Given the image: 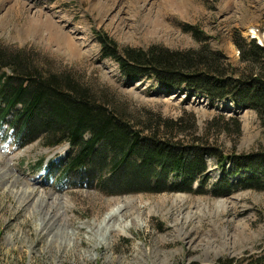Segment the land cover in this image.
Returning a JSON list of instances; mask_svg holds the SVG:
<instances>
[{"label":"rangeland","instance_id":"1","mask_svg":"<svg viewBox=\"0 0 264 264\" xmlns=\"http://www.w3.org/2000/svg\"><path fill=\"white\" fill-rule=\"evenodd\" d=\"M2 16L0 50H24L43 70L70 76L144 121L177 120L188 111L202 130L219 113L234 116L239 134L231 127L209 138L229 156L264 147L256 111L228 99L213 102L186 87L169 91L155 78L127 80L116 60L102 56L99 39L105 35L119 50L208 46L222 53L225 67L238 70L245 64L234 36L264 42V0H0ZM65 32L73 35L80 55L69 52ZM7 128L0 133V264H217L228 258L247 264L249 256L264 254V191L217 195L224 171L212 157H206L208 182L197 180L193 192L107 195L89 186L54 185L48 167L55 162L59 173L64 158H58L70 154V145L52 149L38 140L19 147ZM232 166L228 160L236 185L242 175H231ZM172 180L169 187L182 183ZM127 197L136 209L122 213L124 222L140 221L117 237L112 223L101 222Z\"/></svg>","mask_w":264,"mask_h":264},{"label":"trees","instance_id":"2","mask_svg":"<svg viewBox=\"0 0 264 264\" xmlns=\"http://www.w3.org/2000/svg\"><path fill=\"white\" fill-rule=\"evenodd\" d=\"M99 39L102 56L116 60L127 80L155 78L163 87H186L213 102L234 101L256 111L264 126V46L256 39L248 42L235 34L245 64L238 70L225 67L222 53L208 46L187 51L160 46L119 50L105 35ZM39 64L24 50H0V132L8 126L19 147L38 140L50 148L69 143L70 154L56 186H89L107 195L193 192L197 180L208 182L206 157H212L224 171L215 187L221 189L217 195L238 189L264 191V147L229 156L209 139L231 127L239 134L241 123L234 116L225 119L219 113L202 130L188 111L177 120L148 116L144 121L107 97L95 96L89 86ZM228 160L233 163L230 174L242 175L236 185H231ZM42 166L41 161L36 167ZM173 178L182 183L169 187ZM236 260L217 264H237ZM247 264H264V254L249 256Z\"/></svg>","mask_w":264,"mask_h":264},{"label":"bare ground","instance_id":"3","mask_svg":"<svg viewBox=\"0 0 264 264\" xmlns=\"http://www.w3.org/2000/svg\"><path fill=\"white\" fill-rule=\"evenodd\" d=\"M2 18H3V16L0 19H2ZM42 34H43V31H41V32L39 31V36L40 37H43ZM65 36L64 37L66 38V41H67V47L70 50L69 52L71 54H75L76 56L80 55L81 54V49L77 46V43H76L73 35H71L70 33L65 32ZM48 37H49V39H52L51 38L52 35H51V37L50 36H48ZM259 44L264 46V42L259 41ZM130 198L127 197L126 199H123V200H121L119 202H115V204L112 205L110 210L108 211V216L103 220V222H101V224H104L106 226H108V225H110V223H112L113 224L112 226L114 228L113 229V234H115L117 237H119V236H127L128 235L129 224L131 226L133 224H136L137 221H140L139 217H135L134 219L132 218V220H131V222L129 224H126L127 222H124V220H123V216H124V214H122L123 212L126 213V212H128L127 210H131V212H134L135 209H136V202L133 199H130ZM128 222H129V220H128ZM114 224H115V226H114Z\"/></svg>","mask_w":264,"mask_h":264}]
</instances>
